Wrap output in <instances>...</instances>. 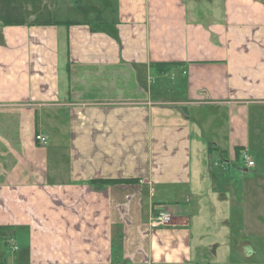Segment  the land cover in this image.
I'll return each mask as SVG.
<instances>
[{
    "label": "crops",
    "instance_id": "0c3cea01",
    "mask_svg": "<svg viewBox=\"0 0 264 264\" xmlns=\"http://www.w3.org/2000/svg\"><path fill=\"white\" fill-rule=\"evenodd\" d=\"M0 264H264V0H0Z\"/></svg>",
    "mask_w": 264,
    "mask_h": 264
},
{
    "label": "built area",
    "instance_id": "2783aa9c",
    "mask_svg": "<svg viewBox=\"0 0 264 264\" xmlns=\"http://www.w3.org/2000/svg\"><path fill=\"white\" fill-rule=\"evenodd\" d=\"M35 139L41 144L46 143V139L40 134L35 135ZM243 159L246 161L247 166H253L254 162L248 157L246 153L242 154ZM171 215L164 209H157L151 216L149 225L153 229L165 227L171 222ZM11 242V241H10Z\"/></svg>",
    "mask_w": 264,
    "mask_h": 264
},
{
    "label": "rangeland",
    "instance_id": "374dc122",
    "mask_svg": "<svg viewBox=\"0 0 264 264\" xmlns=\"http://www.w3.org/2000/svg\"><path fill=\"white\" fill-rule=\"evenodd\" d=\"M170 78V76H166V77H161V78H159V79H163L164 80V82L166 81L169 85H172V83L170 82V81H168V79ZM158 80H157V83H155V85H157L158 86ZM171 87V86H170ZM172 88V87H171ZM179 92V91H178Z\"/></svg>",
    "mask_w": 264,
    "mask_h": 264
},
{
    "label": "trees",
    "instance_id": "16d2710c",
    "mask_svg": "<svg viewBox=\"0 0 264 264\" xmlns=\"http://www.w3.org/2000/svg\"><path fill=\"white\" fill-rule=\"evenodd\" d=\"M121 181H122V180H121ZM123 181H127V182H128V181H130V179H125V180H123Z\"/></svg>",
    "mask_w": 264,
    "mask_h": 264
}]
</instances>
